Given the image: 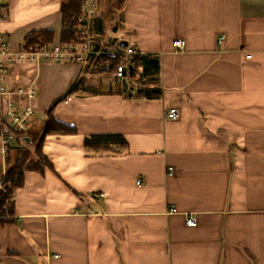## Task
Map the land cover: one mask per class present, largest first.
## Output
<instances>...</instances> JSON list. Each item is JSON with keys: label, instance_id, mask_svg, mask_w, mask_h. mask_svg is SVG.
Wrapping results in <instances>:
<instances>
[{"label": "crops", "instance_id": "obj_1", "mask_svg": "<svg viewBox=\"0 0 264 264\" xmlns=\"http://www.w3.org/2000/svg\"><path fill=\"white\" fill-rule=\"evenodd\" d=\"M68 2L2 0L12 50L51 30L45 46L63 44ZM91 29L88 64L7 73L34 85L35 118L32 141L0 155V190L17 149L36 160L48 114L76 132L47 135L51 167L23 170L0 264H264V0H98ZM128 48L119 79L113 57ZM170 107L178 120H164ZM98 136L113 137L85 144Z\"/></svg>", "mask_w": 264, "mask_h": 264}, {"label": "built area", "instance_id": "obj_2", "mask_svg": "<svg viewBox=\"0 0 264 264\" xmlns=\"http://www.w3.org/2000/svg\"><path fill=\"white\" fill-rule=\"evenodd\" d=\"M82 9L77 20V38L75 42L66 44H53L51 47L37 45V47L23 46L19 51H13L8 39L0 30V155L6 156L12 148L13 142L25 145L26 139L32 141L29 131V124L35 118L34 100L36 90L32 83L22 85L19 81L15 85H9L6 82L7 73L13 65H23L31 63L38 66L40 63H56L67 65L70 63H79L86 65L91 57H95L93 51V40L95 33L91 29V24L98 12V0H80ZM7 15V9L0 0V22H3ZM222 39V38H221ZM186 43L184 40L174 42V48L177 53L184 52ZM134 50L128 48L122 54H116L119 63L116 68V75L119 79L123 78L124 70L129 65ZM251 59V56H246ZM164 120H178L180 112L175 107H170L164 111ZM140 181L137 185H140ZM12 198L9 199L11 203ZM176 213L173 207L169 211ZM196 218L193 215H187L185 225L194 227ZM56 257V256H55Z\"/></svg>", "mask_w": 264, "mask_h": 264}, {"label": "trees", "instance_id": "obj_3", "mask_svg": "<svg viewBox=\"0 0 264 264\" xmlns=\"http://www.w3.org/2000/svg\"><path fill=\"white\" fill-rule=\"evenodd\" d=\"M121 3L124 0H119ZM82 6V1L80 0H69L65 6L62 7V35L61 42L63 44L75 42L77 38V20L79 17L80 9ZM54 38V32L46 31L40 34H31L26 38V45L28 47H35L34 44H39L45 46L52 42ZM139 59V58H138ZM114 65L113 67L117 68L119 63L118 57H113ZM138 62L137 58L133 60V64L136 65ZM158 95V91L155 90L152 94H143L140 90L138 95L135 97H154ZM43 132L40 135H34L33 142L36 145L35 157L36 160L32 157L29 150L17 149L16 157L14 158L13 164H10L6 171V177L4 179V189L0 190V219L4 221L5 217L12 215L14 211V204L9 203V199L14 196L16 190L21 188L24 185V174L23 170H31L36 172H41L45 167L50 168L51 163L49 159L43 153V141L47 135H69L74 134L76 130L72 127H69L63 123L58 122L51 114H48L47 122L42 130ZM113 137V136H112ZM112 137H91L85 139V144L90 147H98V142L109 143L108 139Z\"/></svg>", "mask_w": 264, "mask_h": 264}, {"label": "water", "instance_id": "obj_4", "mask_svg": "<svg viewBox=\"0 0 264 264\" xmlns=\"http://www.w3.org/2000/svg\"><path fill=\"white\" fill-rule=\"evenodd\" d=\"M26 141H27V142H29V140H28V139H26Z\"/></svg>", "mask_w": 264, "mask_h": 264}, {"label": "rangeland", "instance_id": "obj_5", "mask_svg": "<svg viewBox=\"0 0 264 264\" xmlns=\"http://www.w3.org/2000/svg\"><path fill=\"white\" fill-rule=\"evenodd\" d=\"M30 150H32V149L30 148Z\"/></svg>", "mask_w": 264, "mask_h": 264}]
</instances>
